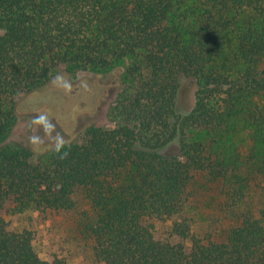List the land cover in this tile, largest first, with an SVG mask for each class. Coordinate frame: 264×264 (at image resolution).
Segmentation results:
<instances>
[{"label":"trees","instance_id":"16d2710c","mask_svg":"<svg viewBox=\"0 0 264 264\" xmlns=\"http://www.w3.org/2000/svg\"><path fill=\"white\" fill-rule=\"evenodd\" d=\"M129 58L126 122L48 160L6 142L23 95ZM263 61L264 0H0V264H264ZM8 210L49 220L68 257L41 258Z\"/></svg>","mask_w":264,"mask_h":264},{"label":"rangeland","instance_id":"374dc122","mask_svg":"<svg viewBox=\"0 0 264 264\" xmlns=\"http://www.w3.org/2000/svg\"><path fill=\"white\" fill-rule=\"evenodd\" d=\"M138 62L136 58L121 59L109 70H105L104 72H109L103 83L108 86L105 90L98 85L90 87L83 80L85 76H92L101 70L85 68L59 71L51 78L54 86L50 89L40 94H35L33 90L16 102L13 107L15 120L6 142L10 145L19 144L29 148L34 154V161L48 160L56 154L60 146L85 142L88 138L85 124H92L99 128H112L126 122L128 111L124 105L119 104L120 95L124 92L129 94L134 88L133 82L127 77V69L131 64H138ZM117 66L123 68L116 77L119 83L114 81L111 72V69ZM263 69L264 61L260 66V70ZM177 108L186 112L178 96ZM39 117L46 121L45 127L39 125ZM249 134V129L244 130L242 124H239L237 130L231 131L228 137L234 142L239 152L246 153L251 148ZM5 218L10 228L28 227L36 231L33 244L41 258L47 259L54 253L68 257L63 248L58 245V241L46 239V229L50 221L48 220L47 227L44 226L41 223L43 216L40 213L31 211L17 214L8 210ZM60 220H62L61 217ZM71 263H73L72 260Z\"/></svg>","mask_w":264,"mask_h":264},{"label":"water","instance_id":"95a60500","mask_svg":"<svg viewBox=\"0 0 264 264\" xmlns=\"http://www.w3.org/2000/svg\"><path fill=\"white\" fill-rule=\"evenodd\" d=\"M115 69L119 70L117 71L119 74L122 72L123 68L120 66L115 67ZM112 70L111 72H113ZM117 73V75H118ZM119 83V80H118ZM52 86H54V82L50 80L45 85L35 89L33 92L35 94H40L48 89H50ZM197 90H198V80L195 75H189L187 76L183 82L180 84L178 88V98L179 102L182 105V108L186 110V112H189L196 104L197 100ZM60 187V184L57 183L55 185V189H58Z\"/></svg>","mask_w":264,"mask_h":264},{"label":"flooded vegetation","instance_id":"af4514ba","mask_svg":"<svg viewBox=\"0 0 264 264\" xmlns=\"http://www.w3.org/2000/svg\"><path fill=\"white\" fill-rule=\"evenodd\" d=\"M111 70H114L113 72H112V74H113V76H114V81H116V83L118 82L116 79V77H117V71H119V70H117V69H115V68H113V69H111ZM109 73V72H108ZM107 72H97V73H94L92 76L90 75V76H85L84 77V81H86V84L88 85V86H92V85H98V86H100L102 89H107V85H105V84H103V83H105V81H106V75L108 74ZM119 74V73H118ZM67 75H69L68 74V72H67ZM88 89H89V87H88ZM88 91V90H87ZM38 120H40L39 121V125L41 126V127H45L46 126V121L43 119V118H40L39 117V119ZM85 126V132L87 133L88 132V130L89 129H91L92 127H95L94 125H92V124H85L84 125ZM77 130H80V129H77ZM70 144V143H69Z\"/></svg>","mask_w":264,"mask_h":264}]
</instances>
